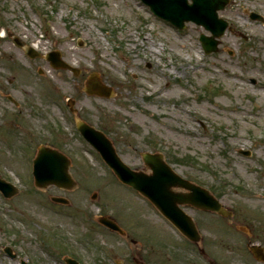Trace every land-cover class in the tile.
Segmentation results:
<instances>
[{"label": "rangeland", "instance_id": "obj_1", "mask_svg": "<svg viewBox=\"0 0 264 264\" xmlns=\"http://www.w3.org/2000/svg\"><path fill=\"white\" fill-rule=\"evenodd\" d=\"M250 11L264 14V0H231L220 14L234 30L206 53L203 26L179 29L141 0H0V175L19 187L10 198L0 192V264H20V257L67 264L66 255L82 264H136L138 252L147 264H208L117 180L80 135L76 117L104 130L131 166L143 165V151H160L176 171L209 188L233 215L189 209L200 222V244L221 261L240 262L247 233L264 236V21ZM25 45L43 54L58 49L82 72L31 58ZM92 71L113 88L111 97L83 90ZM41 144L70 157L74 189L34 185ZM52 194L71 203H55ZM104 213L138 244L101 225Z\"/></svg>", "mask_w": 264, "mask_h": 264}, {"label": "water", "instance_id": "obj_2", "mask_svg": "<svg viewBox=\"0 0 264 264\" xmlns=\"http://www.w3.org/2000/svg\"><path fill=\"white\" fill-rule=\"evenodd\" d=\"M149 5L157 16L170 21L179 28H183L186 22L193 21L203 25L211 32V35L201 34L200 40L206 52L218 49L219 37H221L228 21L219 16V10L224 9L230 0H142ZM252 18L263 19L262 15L251 12ZM18 44H22L16 40ZM31 57L38 55L31 46L25 48ZM54 67H63L79 72L61 57L59 50H53L46 55ZM88 93L111 96L112 88L101 82L98 73L90 74L84 88ZM77 127L81 134L100 152L106 163L115 174L124 182L139 189L148 196L188 237L198 240L200 235L192 218L186 214L178 203H190L194 206L215 210L224 215L230 214L222 203L207 188L181 177L164 160L162 153L144 152L142 154L145 163L153 170L152 174L134 170L126 164L116 151L112 140L101 130L96 129L84 120L79 119ZM249 153V152H248ZM70 160L59 150L46 146L39 148L34 160L35 183L39 187H46L54 183L58 186L73 188L76 181L69 173ZM173 185L182 186L190 192H175ZM0 190L7 196L17 192V188L0 177ZM55 201L68 203V200L60 196H52ZM112 229H120L118 224L109 217L100 219ZM10 252V248L6 247ZM69 264H79L78 261L66 258ZM22 264H29L21 260Z\"/></svg>", "mask_w": 264, "mask_h": 264}, {"label": "flooded vegetation", "instance_id": "obj_3", "mask_svg": "<svg viewBox=\"0 0 264 264\" xmlns=\"http://www.w3.org/2000/svg\"><path fill=\"white\" fill-rule=\"evenodd\" d=\"M50 146H53V145H50ZM143 169L145 170V168H143ZM175 190L179 191L178 188H176ZM143 200L145 202H147V204L149 206V207H147V208H149V210H147L148 212H152L153 211L154 213H157L158 214V218L161 221L165 222L168 225H171V221L160 213V211L158 210V208L155 206V204L152 201H150L149 199H147L145 197H143ZM183 208L187 212H189V209L190 210L191 209H195V208H193L190 205L183 206ZM196 220H197V218H196ZM125 232L126 233L124 235H122V234H120L118 232H116V233L119 234L124 239L130 240L134 245L138 244V240L136 238L131 237L130 234L127 231H125ZM249 234H251V235H249ZM247 235H249V236L246 237V238H243L241 240V242H240V244H241V249L240 250H242V254H243V257L241 259L238 258V260L240 262L236 263V262H232L231 260H229V261H221V260H219L217 253L214 252L212 249H207V250L210 251V253H211L210 256L211 257H209V255L207 253L204 254V256L207 257V258H212L213 257V259L215 261L214 262L215 264H264V236H262L261 238H258L259 240H256V238L255 239L253 238L254 234L248 232ZM253 245H255V248L252 249ZM197 248L199 249V251H201L199 246H197ZM140 249H138V250H140ZM200 254L202 255V253H200ZM137 255L139 257L138 261L143 260V256H142L141 252H138ZM146 264H147V262H146Z\"/></svg>", "mask_w": 264, "mask_h": 264}, {"label": "bare ground", "instance_id": "obj_4", "mask_svg": "<svg viewBox=\"0 0 264 264\" xmlns=\"http://www.w3.org/2000/svg\"><path fill=\"white\" fill-rule=\"evenodd\" d=\"M153 49H154V50H156V51H159V49H158V48H156L155 46H153Z\"/></svg>", "mask_w": 264, "mask_h": 264}]
</instances>
